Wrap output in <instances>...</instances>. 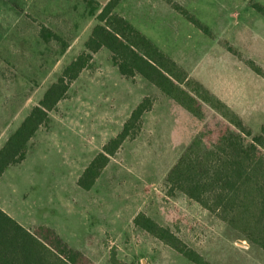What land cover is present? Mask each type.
<instances>
[{
	"label": "rangeland",
	"instance_id": "obj_1",
	"mask_svg": "<svg viewBox=\"0 0 264 264\" xmlns=\"http://www.w3.org/2000/svg\"><path fill=\"white\" fill-rule=\"evenodd\" d=\"M86 0H0V147L38 105L64 68L85 50L97 15ZM123 0L115 12L236 111L257 132L264 123V0ZM69 47L41 36V26ZM231 47L233 50H229ZM146 96L153 107L139 133L111 158L91 190L78 179ZM200 119L140 75L123 76L103 48L31 140L27 157L0 180V206L25 227L54 228L95 264H193L134 225L144 212L169 227L210 264H264V251L198 202L171 192L166 177L196 136L224 119L208 105Z\"/></svg>",
	"mask_w": 264,
	"mask_h": 264
},
{
	"label": "trees",
	"instance_id": "obj_2",
	"mask_svg": "<svg viewBox=\"0 0 264 264\" xmlns=\"http://www.w3.org/2000/svg\"><path fill=\"white\" fill-rule=\"evenodd\" d=\"M86 1L89 14L95 15L100 4L95 0ZM122 1L109 0L102 8L97 15L99 23L85 42V50L64 68L0 149V178L9 167L26 158L31 140L50 122L49 113L67 96L71 83L90 65L93 54L105 48L111 52L112 61L123 76H142L197 118L204 119L203 106L208 105L224 119V125L215 132L207 129L194 138L168 172L166 184L171 192L198 202L264 251V123L255 132L227 103L115 12ZM165 1L208 32L181 5L173 0ZM252 6L264 17V5L253 2ZM40 32L46 41L54 39L62 43L63 52L69 47L63 37L48 27L42 25ZM229 50L233 49L229 47ZM246 63L264 77V70L255 62ZM152 107V98L146 96L132 110L122 130L103 145L80 175L78 185L82 189L94 187L123 143L139 133L143 116ZM133 222L193 264H210L169 227L160 225L144 212H139ZM110 262L125 264L118 259L115 250L111 252ZM0 264L95 262L84 252L72 248L54 228L39 225L31 230L0 206Z\"/></svg>",
	"mask_w": 264,
	"mask_h": 264
},
{
	"label": "crops",
	"instance_id": "obj_3",
	"mask_svg": "<svg viewBox=\"0 0 264 264\" xmlns=\"http://www.w3.org/2000/svg\"><path fill=\"white\" fill-rule=\"evenodd\" d=\"M98 2V1H97ZM99 3V2H98ZM10 137V136H9ZM8 137V138H9ZM8 138L6 139V141L8 140ZM6 141L3 143V145L0 147V149L5 145ZM27 157V156H26ZM9 170V168L7 169ZM7 170L5 171V173L7 172ZM5 173L3 174V176L5 175ZM3 176L0 178V180L3 178Z\"/></svg>",
	"mask_w": 264,
	"mask_h": 264
}]
</instances>
